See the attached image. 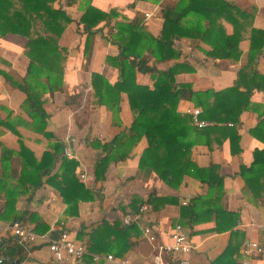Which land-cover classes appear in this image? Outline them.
<instances>
[{"label": "crops", "instance_id": "1", "mask_svg": "<svg viewBox=\"0 0 264 264\" xmlns=\"http://www.w3.org/2000/svg\"><path fill=\"white\" fill-rule=\"evenodd\" d=\"M176 0H54L52 8L60 7L69 16L68 22L57 38V44L65 51L62 61L61 85L58 90L44 92L41 96L42 108L47 113L44 131L51 134L49 138L35 132L29 123L15 126L22 144L31 151L38 160L43 152L50 153L49 143L58 140L62 145V154L76 161L74 174L78 182L93 192V198L77 202L75 215H67L66 204L57 190L47 183L48 175H43L39 186L30 187L24 182L26 192H20L18 177L23 171L22 157L17 154L18 137L8 129L0 126V145L13 151L0 161V214L4 207L5 193L13 199L12 208L4 216H0V251H3L15 238L10 234L13 221H19L37 235L26 246L23 259L18 264H145L149 258L151 247L140 233V226L148 224L158 242H167L174 223H179L188 234L193 249L188 254L190 264H214L216 257L224 249L228 240V231L213 232L209 228L212 221L194 224L187 227L179 217V201H186L197 194H205L206 185L198 180L183 176L180 185L170 188L153 172L142 171L137 167L138 157L145 147V139L141 137L132 146L128 156L119 161H109L102 179L94 176V164L104 155L96 142L102 144L112 139L120 131H125L132 121L133 112L129 109L125 93L113 90L112 102L118 106V114L113 118L111 111L96 102L91 87V73L103 77L109 84L119 80V71L105 57H115L118 47L115 43L124 44L127 33L119 34L113 28L115 21H141L149 35L157 38L162 26L161 11ZM245 13H252L251 19H241L240 39L237 42L239 55L236 59L212 58L205 54L210 46L197 38H172L171 47L178 55L161 62H156L158 69H166L173 63H185L189 70H182L174 75L175 83H189L194 91L212 89L214 91L232 86L237 80V73L243 74L241 83L251 85L250 75L254 71L260 79V87H253L249 101L251 108L240 112L239 124L234 125L238 136L239 152L231 154L228 139L220 137L218 132L223 127L228 129V123L216 124L211 130L209 146L197 142L190 148V159L198 167L216 165V173L221 177L222 194L220 204L225 210H237L239 220L236 229L243 233V239L237 249V256L242 246L254 242L261 247L260 252H252L247 256V264H264V206L254 204L243 192V182L237 175L239 165H248L252 159L254 148H261L262 142L249 134L258 120V115L264 116V44L253 57H248L250 28L263 32L264 40V0H226ZM87 5L107 14L89 30L86 41V31L79 22L83 8ZM146 14V15H145ZM220 33L230 34L232 27L220 17H211L207 23ZM86 42V44H85ZM26 38L11 32L0 35V70L9 74L14 80H20L26 70L27 58L24 55ZM147 51H143V56ZM153 59L148 58V64ZM135 83L152 88L153 79L148 73L135 70ZM239 90H244L239 85ZM73 102L65 104L68 96H74ZM25 94L11 85L0 75V119L8 113L26 122L29 121L21 103ZM194 105L184 99H179L176 110H183ZM75 117L77 122H75ZM212 125V124H210ZM222 125V126H221ZM210 127V126H209ZM222 132V131H221ZM264 137V131L258 132ZM219 140V143L216 141ZM1 155V151H0ZM58 157V155H57ZM1 160V159H0ZM48 163V159L46 160ZM59 157L51 161L49 175L57 171ZM86 174L80 179L79 174ZM17 189L19 192H17ZM16 193V194H15ZM12 195V197H11ZM148 195L165 197L169 201L158 209H152L144 202ZM264 199V197H263ZM131 201H142L147 208L138 212V206L132 210ZM128 214L137 215L132 221L136 225V234H130L129 247L121 256H113L112 260L99 259L94 262L91 253H86L79 261L67 260L55 262L51 259L45 238L55 236L60 229L68 231L69 236L86 243L88 235L102 221L108 224L122 225V217ZM126 225V224H125ZM16 241V240H15ZM17 242V241H16ZM149 245V247H148ZM109 253H99L105 255ZM232 254V258L235 257ZM226 264H234L228 263Z\"/></svg>", "mask_w": 264, "mask_h": 264}, {"label": "trees", "instance_id": "2", "mask_svg": "<svg viewBox=\"0 0 264 264\" xmlns=\"http://www.w3.org/2000/svg\"><path fill=\"white\" fill-rule=\"evenodd\" d=\"M54 0H0V35L6 32L15 33L26 38L24 55L28 62L23 77L18 81L0 70V75L11 85L25 94L21 108L25 111L29 121L10 116L0 119V126L8 129L18 137L17 154L22 157V168L18 184L20 192L28 188H36L43 175H48L47 183L54 187L66 204L64 212L75 215L77 202L88 201L93 198V192L81 182H78L74 169L76 161L62 154V145L58 140L50 142V153L43 152L36 160L31 151L19 139L15 126L19 123H29L35 132L42 133L47 138L50 133L45 132V118L47 113L42 108L41 96L44 92L52 93L61 85L62 61L64 49L57 44L65 25L70 22L69 16L60 7L52 8ZM73 1V0H68ZM220 17L232 27L230 34L220 33L207 23L211 17ZM252 13L240 11L226 0H176L173 5L167 4L161 11L162 26L160 35L155 38L147 33L143 23L137 19L130 21H115L113 28L119 34L127 33L124 44L115 43L118 53L115 57H105L107 63L115 66L119 71V80L109 84L103 77L91 73V87L98 104L104 105L111 111L113 118L117 117L118 106L112 102L113 90L125 93L129 109L133 112L132 121L125 131H120L112 139L102 144L96 142L102 155L94 164V176L102 179L109 161L125 159L130 149L143 137L145 147L142 149L137 167L146 172H153L158 179L170 188L176 189L183 176H190L205 184V194H197L187 200L186 205L179 208V217L183 224L191 227L194 224L212 221L209 228L213 232L228 231V240L222 252L216 257L214 264H235L237 249L243 239V233L235 228L239 215L237 210H225L220 204L222 194L221 177L216 173V165L198 167L190 159V148L197 142L209 145L211 130L221 123H230L224 130L219 127L220 137L228 139L231 154L239 152L238 133L233 127L239 124L238 116L241 111L251 108L249 95L253 87H260V79L254 71L250 75L251 85L240 82L243 74L237 73L235 84L220 90L191 89L189 83H175L174 75L182 70H189L185 63H173L166 69H158L156 62L175 58L177 50L171 47L172 38H197L210 46L205 54L212 58L236 59L239 55L237 42L240 39L241 19L250 20ZM107 18V14L87 5L79 17L86 31V41L89 30L100 20ZM86 44V42H85ZM263 32L250 28L248 57H253L263 47ZM147 54L143 56V51ZM153 59L148 64V58ZM135 70L148 73L153 79L152 88L135 83ZM244 90H239V85ZM77 97L68 96L65 104L73 102ZM179 99L191 102L200 108L198 118L212 123L204 128H195L190 123V116L179 113L176 105ZM75 122L77 118L75 117ZM222 126V125H221ZM222 131V132H221ZM264 131V116L259 114L257 123L248 129L253 137L261 140V148L252 150V159L248 165H239L237 175L243 182V192L249 196L254 204L264 206V137L258 132ZM219 143V140L216 141ZM0 161L13 151L0 145ZM59 157L57 171L49 175L52 159ZM48 159V163L46 160ZM24 182L30 187L24 188ZM17 192L18 189H17ZM16 194V193H15ZM12 197V195H11ZM13 199L5 193L4 207L0 216L7 214L13 204ZM165 197L148 195L144 202L152 209H158L168 203ZM142 202V201H141ZM140 201H131L135 210ZM135 203H138L135 205ZM134 222L129 224H108L102 221L94 227L88 235L86 250L94 253H109L121 256L129 247L130 234H136ZM76 240V239H75ZM78 241V240H76ZM1 255L8 256L9 264L15 257L25 258L23 247L10 239ZM149 247V245H148ZM235 257L232 258V254Z\"/></svg>", "mask_w": 264, "mask_h": 264}, {"label": "built area", "instance_id": "3", "mask_svg": "<svg viewBox=\"0 0 264 264\" xmlns=\"http://www.w3.org/2000/svg\"><path fill=\"white\" fill-rule=\"evenodd\" d=\"M183 112L190 116V123L195 128L200 129L212 124L198 118L200 112L199 107H188L184 109ZM228 125H230V123H228ZM86 177V174H79L80 179H85ZM186 203L187 201L185 199L179 201L180 205H186ZM146 208L147 205L142 203L138 206L137 211L141 212ZM136 219L137 215L131 217L130 215L125 214L121 221L123 224H129ZM9 230L10 234L21 246H26L37 237L32 230L27 226L22 225L19 221H13ZM140 233L151 247L149 258L145 264H190L188 254L193 249V245L188 239V234L179 223L173 224L167 242H158L148 224L140 226ZM43 238H45V242L47 243V249L50 253L51 259L55 262L65 260L76 262L86 253V243L83 241H76L73 237H70L68 231L64 228L60 229L54 237L48 236ZM260 251L261 247L258 244L254 242L245 243L239 251V257L235 259V264H247V256L251 255L252 252ZM101 258L107 260L113 259L110 254H91V259L94 262ZM8 260V256L0 254V264H6Z\"/></svg>", "mask_w": 264, "mask_h": 264}, {"label": "water", "instance_id": "4", "mask_svg": "<svg viewBox=\"0 0 264 264\" xmlns=\"http://www.w3.org/2000/svg\"><path fill=\"white\" fill-rule=\"evenodd\" d=\"M19 260L18 259H14L12 260L9 264H18Z\"/></svg>", "mask_w": 264, "mask_h": 264}]
</instances>
